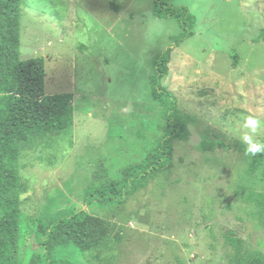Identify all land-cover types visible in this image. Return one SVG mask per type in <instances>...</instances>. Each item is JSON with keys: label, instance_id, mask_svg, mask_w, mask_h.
Instances as JSON below:
<instances>
[{"label": "rangeland", "instance_id": "374dc122", "mask_svg": "<svg viewBox=\"0 0 264 264\" xmlns=\"http://www.w3.org/2000/svg\"><path fill=\"white\" fill-rule=\"evenodd\" d=\"M168 1L198 21L162 80L189 134L174 141L168 170L114 207L86 204L85 189L119 178L163 134L150 77L181 28L153 0L22 3L21 58L45 59L44 92L73 94L74 123L20 144V208L32 222L60 210L107 220L104 247L78 253L82 264H240L264 253V166L247 173L245 140L264 142V41H254L264 0ZM204 141L215 149L203 150ZM38 250L31 234L20 259Z\"/></svg>", "mask_w": 264, "mask_h": 264}, {"label": "trees", "instance_id": "16d2710c", "mask_svg": "<svg viewBox=\"0 0 264 264\" xmlns=\"http://www.w3.org/2000/svg\"><path fill=\"white\" fill-rule=\"evenodd\" d=\"M22 3L23 0H0V264H82L78 253L100 252L104 247L112 232L107 220L84 210H60L32 222L20 208V144L68 131L74 123L73 94L44 92L45 59L21 58ZM153 5L157 15L175 19L181 28L178 35L171 36V45L155 57L150 77L151 98L163 107L164 132L142 160L123 167L119 178L88 185L86 204L97 201L114 207L125 203L151 178L171 167L174 141L189 134L177 97L163 86L162 80L169 75L173 49L195 35L197 17L188 7H174L168 0H153ZM254 41H264V29ZM233 58L237 67L239 56ZM215 147L214 143H201L205 151ZM250 156L247 173L253 175L264 166V152ZM31 234L39 250L24 263L20 249ZM240 264H264V253L255 251Z\"/></svg>", "mask_w": 264, "mask_h": 264}, {"label": "clouds", "instance_id": "9594fccd", "mask_svg": "<svg viewBox=\"0 0 264 264\" xmlns=\"http://www.w3.org/2000/svg\"><path fill=\"white\" fill-rule=\"evenodd\" d=\"M249 123L254 124V121H249ZM248 142L249 147L246 149V154L255 155L257 153L264 152V142H253L250 137H245Z\"/></svg>", "mask_w": 264, "mask_h": 264}]
</instances>
